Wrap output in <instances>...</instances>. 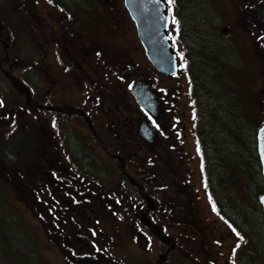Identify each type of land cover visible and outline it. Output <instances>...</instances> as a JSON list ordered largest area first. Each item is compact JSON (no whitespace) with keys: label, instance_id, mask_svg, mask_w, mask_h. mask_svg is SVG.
Masks as SVG:
<instances>
[{"label":"rangeland","instance_id":"374dc122","mask_svg":"<svg viewBox=\"0 0 264 264\" xmlns=\"http://www.w3.org/2000/svg\"><path fill=\"white\" fill-rule=\"evenodd\" d=\"M5 1L6 0H0L1 10H4V3H6ZM206 1V6H201L199 4L200 0H173V2L169 4L172 17L169 32L177 50L179 63L177 74L170 78L161 75L151 66L150 62L145 56L143 47L137 38L132 20L127 21L125 14L123 20L119 18V12H122L124 9L122 0H108V4H110V6L107 8L108 11L104 9V0H97V6H95L94 4L93 5L97 10L101 11L100 13L103 14L105 18L100 13H96V15L90 17L92 25L91 30H89L92 39L96 41L97 45L108 47V52L113 51L114 55L118 56L119 60H124L123 62L120 61V63L117 64V66L114 68L115 71H118V68L120 66H126V73L137 72V77L139 79L148 78L152 80L157 89H162L161 91L159 90L161 94L168 91L169 89H174L175 94L173 97L178 96V101L186 103V106L180 104L182 105L181 109L184 111L182 122V125H184V138L181 144V146L183 147V152L179 153L169 150V153L172 156H175L173 157L174 160L177 159V156H184L185 165L192 173L194 182L196 183L195 180H198V183L196 184L197 191H199L198 193L201 197H203V195H205L206 193L205 189H202V191L199 190V178L201 177L202 170L199 161L200 154L198 151V144L200 142L202 147L203 144L198 138V132L200 133L202 141L205 145V150H207L208 148V154L206 158L207 163H211V167H208L207 170H209V179L211 177L214 183L216 168L215 164L212 163L215 160L213 153L207 146V141L204 137L202 127L200 128L197 123V116L187 115L193 109L198 111V107L193 100L194 98L197 99V94L200 89L198 84V77L194 78V64L192 65L189 60L187 62L186 53L188 47L185 46L183 40H179V38H177L179 36L177 35V31L179 29L178 26L180 27L181 20H183L182 18H179V16H181V12H184L187 9V6L190 7L188 16L189 20L195 19L205 21V23L207 21H212L210 27L218 33L220 39H223V42L225 43L222 47L224 49L218 47V51L220 53L224 51L225 55L220 59V61L224 59L223 64L225 73H227L229 77L221 80L220 83V87H225L228 92L225 99H228L230 93L232 92L231 86L236 87L233 82H229V80H233L237 82L239 86H244V88L246 89L241 91L245 92L244 95L240 93L243 101L247 100L246 97H250L251 103H253L255 108L257 107L260 113L264 115V36L261 35L260 31L256 27L250 26L248 28L243 24L246 21V11L249 6L251 7L254 5V2L251 0ZM256 1L257 0H255V2ZM201 2L203 1L201 0ZM44 3L46 4V2ZM209 6L214 7L213 12ZM204 12H206V15H204ZM0 16L1 24L6 25L4 15L0 14ZM59 16H61L63 24H67L66 15L64 13H61L60 15L59 13ZM173 18H175V21L177 23L173 22ZM97 22L104 23L107 27L101 33H99L101 31L99 24H93ZM15 28L20 30L21 26L15 25ZM205 28L209 29L207 27ZM68 29L72 31L69 26ZM183 30H185L184 27ZM4 31L5 29L2 31L3 33L1 34V38H3L5 42H9L14 45V48L17 49L16 59H19L20 62L25 59V53L27 54L33 51L34 53L39 54V51H41L42 47L44 46L43 44H41V42H38L36 38L25 39L18 34H14L10 39H6ZM214 31H210L209 33L201 35L203 39L199 41L200 45L196 47V55L199 56L198 59L201 63V66L205 69V71L209 72V74L203 76V82L212 83L213 77L211 73V67L215 65L214 35L216 34ZM194 33L200 34V29L194 26ZM206 35L209 36L206 37ZM28 42L30 43L29 48H27ZM92 44V46L95 45V43ZM0 49L2 50L1 45ZM123 52L127 54V56L123 57L121 55ZM216 56L218 57L217 54ZM130 61L133 62L131 63V67L129 68L128 63H130ZM196 65L198 64L196 63ZM110 72H113V70H110ZM88 74L92 79L95 77L94 73L89 70L87 73H84L85 79L86 75ZM202 74L203 72H201V76ZM3 80L4 78L0 73V92L5 96L6 99H10V108L12 109V111H18L19 104L15 101V99H18L19 101L21 99L18 98L19 96L15 98L12 96V91L14 92V89L10 85L1 84ZM193 86L195 88L194 95L192 90ZM46 88L52 90V86ZM43 90L45 91V89ZM122 91L126 92L125 96L130 95L125 82H122L121 92ZM178 92L179 94H177ZM208 95H211V93L208 92ZM127 106L131 107L128 111V113L130 114L129 119L131 121L136 120V113L135 115H132L134 112L131 111L133 107H137L136 104L133 102V104L129 103V105ZM198 106L199 114L197 115H200V104H198ZM137 110L139 111L138 107ZM49 111H51V109L46 108L44 112L45 116L36 117L35 119H29L26 122V125L21 128L22 130H18V133L23 132L27 136L25 137L26 143L24 144V147L21 151L22 153L15 155L18 159L14 162V169L18 172L19 178L17 179L16 172L7 174L8 176H10V179L6 178L5 175H2L4 162L3 164L0 163V195L1 197L7 199L8 204L11 207L10 209L15 212L16 223L17 220L19 221V225L16 224V228H20L22 231L18 234H20V236L27 237L24 243H21V241H19L18 244L17 237H15L16 243L14 241L12 244L14 246V249H10L7 254V257L10 260L7 259V257L3 256L0 252V264H72L73 261H76L75 264H78L77 261H79V259L85 258H79L82 257L81 255H87V257L84 259V261H86L88 258H94L97 254L96 250L99 249L96 248V244L94 242L96 236L92 234L93 232H99L97 228H100V223L97 224L96 222V220H100V216L98 214L99 210L97 208H94L93 205L92 207H90V209H88V213L82 212L83 209L79 206H77V208L81 211L73 212L72 210H74V207L69 210L68 204L66 202L68 200L65 194L66 190L62 188V183L59 184V187L62 191H59V193L55 195V187L53 186L54 176H52L51 170L56 173L55 179L57 176H60L64 180H69L71 176L68 165L64 161L66 160L64 158V146H58L56 154L53 156H39L40 152L47 144H58V142L62 141L60 127H50L49 123H46L43 120L50 117L51 112ZM5 114H10V116L6 117ZM0 115L1 146L2 143L7 139V137H9L12 133L10 131L13 129V121H11V119H13V116L11 115V112L9 113V111H7V109L3 110L2 108H0ZM16 117L17 119L20 118L19 116ZM138 117L139 119L144 117L140 111L138 113ZM5 121H8V124L5 123ZM107 123L108 118L104 119L103 125L101 123L98 128L100 129L99 135L106 146L104 147V150H98L97 152L100 156L102 155L104 158H107V163L110 160L111 165L117 168L119 161L112 157V152L117 150V141L114 137L115 135H111L107 130ZM212 129L214 128L212 127ZM161 141L162 143H164L163 140ZM234 143L236 146L238 145V142L234 141ZM139 144L140 143H138V145ZM162 149L164 150H160L159 154L166 155V149ZM239 150L244 151L241 148ZM55 160H57V162L54 165H50L48 163V161H50L52 164V162H54ZM166 166L168 168L169 164ZM223 168L224 169L222 171V174L220 175V179L223 175V172L227 171L226 167ZM7 170H13V168L7 167ZM218 172L219 170L217 171V173ZM13 174L15 178H13ZM42 174H45V176L41 177ZM225 177L228 179L227 176ZM230 181L231 183L233 182L232 175L230 176ZM122 182L123 180L115 176L114 181L108 182V185L112 184L111 186L113 188H118L124 185ZM248 182H250V180H248ZM102 185L103 186L101 187H107V182H103ZM246 186H248V188L254 193L255 198L253 199V194H251L248 189H243L242 186L235 182L233 188L229 191L227 190V196H233L235 199L238 198L239 204L235 206V201H233L230 202V205L232 206L229 205L230 207H224V209H221L218 201L215 200V207L217 208L219 214L221 212V214H223L226 219H229L230 217L234 220L240 219L242 223H246V219L252 217L251 214L252 212H254L255 207V203H253V201L256 199V196L258 194L259 185L256 183L254 186H251V184ZM33 189L36 190L35 194L33 193ZM220 189L221 191H219V193H216L217 196H221L224 192L223 188ZM127 193L133 195L132 192ZM60 196H65V198H59ZM54 200L57 201V204L59 208L62 209L63 213L59 218L60 221H58L56 224L54 216L52 215L53 213L50 212L53 210L52 206ZM64 200L66 203L61 202ZM133 202H136V200L134 199L131 203ZM231 209L232 211H240L239 214L242 215L241 217L243 219L240 217H236L235 219L231 214ZM125 210L126 209L124 208H118V219L115 216L110 220H108L107 218L104 220L103 224L106 225L105 228L108 232V238L111 240V243L107 245V249H105L106 251L102 253V255L107 254V256L109 257L107 264H127L125 262L126 260H129L132 264H151V261H153L155 264L156 257L160 253V250H158L157 252L153 251L154 253L149 254L150 250H146L144 248L146 242H143L141 244L137 243L135 245L129 242L131 237L128 236L126 232V230L128 229L127 224L133 223V221L132 218L127 217V212ZM138 214L139 211L136 215ZM17 215H20L21 218L16 217ZM218 218L219 217L215 214V221L213 219L208 220L211 226L213 224L212 227L215 231V240H218L219 242L218 245L215 244V251H218L219 249L221 250L219 255L221 257L220 262L218 261V263L215 264H233V262H235L236 254V251L235 254L233 253V248H235L238 241L233 236V233L229 230V228L225 225V223ZM5 219L6 216L4 215V213H0V228H5L10 234V226L7 223V220L5 221ZM248 221H250V219ZM230 222L239 229L245 240L246 232L232 221L227 220L226 224ZM90 227L91 229H93L94 227L97 231L91 230L89 232ZM173 232L176 231L173 230ZM122 234H124V236H122ZM220 235H224L223 240L219 237ZM29 236H31L32 238H30ZM9 240H12V235H9ZM38 242L39 245H37ZM71 242H73V244H71ZM114 242L118 244L116 245L114 244ZM34 243L36 244V246L32 248ZM90 243H94L95 247L91 248ZM22 244L25 246L30 245L31 248L29 250V247L21 248ZM196 246L197 242H193L192 248L194 250L193 252H191L192 257L188 262L190 264H205L202 263ZM72 250L74 255H72L71 253ZM243 251L244 248L242 241V248H240L237 253V255L239 254V259L243 256ZM262 252L264 253V250H262ZM110 256H113V258H111ZM121 256H127V258L129 259H124L123 261H121ZM259 256L260 255H258V257ZM39 257L40 260L38 261ZM72 258L74 259L72 260ZM242 259L244 264L261 263L260 258L252 256L250 253L249 255L247 254V256H243ZM170 260L171 261L168 264H179V262L176 261L174 257H172ZM84 261L80 262L82 264H100L96 263V261H92L91 263H87V261ZM237 264H239L238 261Z\"/></svg>","mask_w":264,"mask_h":264},{"label":"flooded vegetation","instance_id":"af4514ba","mask_svg":"<svg viewBox=\"0 0 264 264\" xmlns=\"http://www.w3.org/2000/svg\"><path fill=\"white\" fill-rule=\"evenodd\" d=\"M96 1L75 0L76 6L73 7L71 13L78 11V14L67 15V24H63V20L59 16L60 9L57 2L52 4L46 2L45 4L44 0L5 1L7 4L4 3V10L0 9V14L4 15L6 22V25L1 24L0 16V45L2 46V50L0 49V73L4 78L1 84L10 85L14 89L10 79L3 73L4 71H8L10 75L17 77L27 87L28 94H21L15 89L14 92L12 91L14 98L19 96L18 98L21 99L20 101L15 99L19 104V108L18 111L14 112L10 108V99H6L0 92V102H2L0 108L3 110L7 109L9 113L11 112L13 116V119H11L13 121V131L14 133H18V130H22L21 128L26 125L29 119L45 116L46 107H58L59 110L49 111L51 112V115L49 114L50 117L43 120L49 123L50 127H60L62 140L64 139L61 146L63 145L64 148H68L72 152L89 150L97 152L98 150H104L106 145L99 135L100 129L98 128L101 123L103 125L104 119L107 118V130L111 135H115L114 137L117 141L116 148L118 150L134 148V146L129 145L127 136L137 133L139 141L137 140L136 143L140 144L136 148L144 150L142 153L150 156L154 163L153 185L151 184L150 188H148L150 194L148 196L153 199L154 208L147 211V205L145 202H141V193L138 191L136 192L139 197L134 194L133 198L137 197L138 211L145 212L149 220L156 224L162 233L170 238V241L168 244H163L151 232L149 227L141 224L138 220L137 223L130 227L131 239L129 242L134 245L146 242L144 248L150 250L149 254L158 250H160L159 254L166 253L164 264L170 263L172 257L176 261L180 258V264H190L188 261L192 257L191 252L194 250L192 243L197 242L196 247L202 263L215 264L218 261L220 262L221 257L219 255L221 250L215 251V244L218 245L219 242L215 240L213 224L211 226L208 220L213 219L215 221L216 214L219 217L218 219L225 223L238 241L235 248H233L234 254L236 251L235 262L233 264H237V261L239 262L240 260L238 258L239 254L237 255L238 250L242 248V241L243 248H245V242L242 237L237 235L233 227L226 224V217L221 213L219 214L216 207L213 210L216 201L215 189L210 184L209 170H207L210 163L206 162V158H202V174L199 178V190L205 189L206 194L201 197L198 193L199 191H197L196 184L198 180L196 179V183L194 182L192 173L184 163V157L177 156V159L174 160L173 157L175 156H172L169 152H165L166 155L159 154V151L165 148L161 140L169 142L175 140V142H171L172 147H169V149L179 148L180 151L183 150L181 144L184 138V125H182L184 111L181 109L182 105L180 104L186 106V103L178 101V96L173 97L175 94L174 89H169L163 92V94L160 92L162 89H158V91L160 90V99L165 113L161 121L150 119L158 132L156 141L154 145L150 146L139 136L138 113L141 110L137 105L139 111L137 107L131 109L134 112L132 115L136 113L137 116L135 123L131 121L129 119L130 114L128 113L131 107L127 105L135 103V99L130 95L125 96V91L121 92L122 82H125L128 87L131 81L138 80L139 78L137 77V72L126 73V66H120L118 71H115L114 68L117 64L124 60H119L113 51L108 52V47L97 45L96 41L92 39L89 33L92 25L90 17L101 12L95 7L97 6ZM104 2V9L107 10L110 4H108V0H104ZM209 7L213 12L214 7ZM124 14L127 21L131 20L124 9L122 12H119V18L123 20ZM101 15L104 17L103 14ZM248 20L246 12L247 23L245 24L244 22L243 24L249 28L250 24ZM93 24H99L101 28L99 33L107 28L104 23L97 22ZM15 25H20L21 29H16ZM63 25H66L64 30ZM68 26L72 31L68 29ZM4 29L6 39H10L14 34H18L25 39L36 38L38 42L44 45L41 51H39L40 55L33 51L25 53V59L20 62L19 59H16L17 49L14 48V45L5 42L1 38ZM210 29L211 27L206 29L205 33L206 31L210 32ZM262 34L264 35V33ZM2 41L7 44L6 49H4ZM92 43H95V45L92 46ZM29 46L30 43L28 42L27 48ZM98 53L99 55H97ZM121 55L123 57L127 56L124 52ZM132 62L128 63L129 68ZM89 70L95 75L93 79L89 74L86 75V79L84 78V73H87ZM110 70H113V72H110ZM49 86H52V90L46 88ZM193 101L196 103L195 98ZM71 107L79 110L84 115H81L76 110H71ZM197 114L198 111L193 109L187 115L197 116ZM7 116L9 117L10 114ZM16 116L20 118L17 119ZM5 123L8 124V121H5ZM65 129H67V136L69 138L68 143L65 142ZM21 133L24 134L23 132ZM58 146L59 144L55 143L47 144L39 156L55 155ZM148 151L152 152L153 155L148 154ZM87 159L88 157H83V160ZM102 159L104 162L106 161V158L103 156ZM64 161L68 165L71 176L68 181L55 179V172L51 170V174L54 176L55 185L53 184V186L55 187V195L59 191H62L59 187V184L62 183V188L66 190L65 194L68 199L66 202L69 210L74 207L73 212L81 211L77 208L79 206L83 209L82 212L88 213V209L92 205L99 210L100 220H96L97 224L100 223V228H97L99 232L92 233L96 236L94 242L96 248L99 249L96 250L97 254L94 258H88L86 261L87 263L96 261V263L107 264L109 257L107 254L102 255L106 251L107 245H109L106 237V225L103 224L107 218L106 212L103 211L106 205L100 201L104 191L106 192V187H101L105 181L101 179L99 182L83 174L78 166V163L81 161L77 159ZM56 162L57 160L51 164L48 161L50 165H54ZM165 164H169V167L167 168ZM97 171L100 174H105L103 167H98ZM3 174L4 172H2ZM44 176L45 174H42L41 177ZM59 198L63 199L65 196H60ZM61 202L66 203L65 200ZM52 209V215L56 224L60 221L59 218L63 214L56 200L53 202ZM91 230L97 231L94 227L93 229L90 227L89 232ZM173 230L177 233L173 232ZM219 237L223 240L224 235H220ZM37 244L39 245V242ZM95 244H91L90 247L94 248ZM71 253L74 255L73 250ZM81 256L79 258L87 257V255ZM110 257L113 258V256ZM123 258L121 257V261ZM84 259H79L77 261L78 264L81 263L80 261H84ZM75 262L73 261L72 264H75ZM151 264H154V262L151 261Z\"/></svg>","mask_w":264,"mask_h":264},{"label":"trees","instance_id":"16d2710c","mask_svg":"<svg viewBox=\"0 0 264 264\" xmlns=\"http://www.w3.org/2000/svg\"><path fill=\"white\" fill-rule=\"evenodd\" d=\"M189 1V0H188ZM203 2H199L201 6H206L207 1L202 0ZM45 2H48L46 0ZM57 2L59 4V13H64L66 16L71 14H78L71 13L72 9L75 5V0H52V3ZM80 4V3H79ZM81 5V4H80ZM187 8V7H186ZM189 6L184 11L181 12L182 18L180 23V27L178 26V37L179 40H183L185 46L188 47L187 49V57L188 60L192 63L194 68V78L198 77V84H199V91H198V104H200L201 113L198 115V125L203 130L204 137L206 139L207 146L211 149V152L214 156V161L212 162L215 164V183L212 181L210 177V183L215 189V194L221 191L220 188H223V194L221 196L215 195V200L218 201L221 209L224 207H230V202L235 201V206L239 204V199L234 198L233 196H227V190H231L235 185V182L240 186L250 191L253 194V199L255 198L254 193L248 188L254 186L256 183L259 185V191L256 196V199L253 201L255 203L254 212H252L249 219H246V223H242L240 219H236V217L242 218L240 211H232L231 214L237 220L232 219L231 217L228 221H232L236 223L241 229H243L245 234V248L243 251V256L249 255L255 256L260 258L261 263L264 264V223L262 221V208L258 202V196L264 191V182L261 174V167L260 162L256 150V133L258 128L261 124L264 123V115L260 113L259 109L251 103L250 97H246L247 100L243 101L242 96L245 92H241L242 90H246L244 86H239L237 82L233 80H229V82H233L235 86H231L232 92L229 95L228 99H225L228 92L225 87H220L221 80H224L228 77V74L225 73L224 68V59L220 61L222 57H224V51L221 53L218 51V47L221 49L223 47V39H220L218 33L214 31L212 28L210 31H214L216 35L215 37V65L211 67L212 69V83L210 82H203V76L209 74L208 71L201 66L199 61V56L196 55V47L199 46V41L203 39L201 35L205 34V30L210 27L212 21H200V20H189ZM216 11V10H215ZM206 15V12H204ZM205 24V25H204ZM194 26L200 29V34L194 33ZM66 25H63V30L65 29ZM183 27L185 30H183ZM206 33H209L206 31ZM210 35V34H209ZM209 35H206L209 36ZM182 38V39H181ZM186 47V48H187ZM212 47V46H208ZM218 55V57L216 56ZM196 63L198 65H196ZM215 71V73H214ZM201 72H203L201 76ZM215 74V77H214ZM208 92L211 95H208ZM199 108V106H198ZM199 114V109H198ZM135 123V120H132ZM212 127L214 129H212ZM66 137L65 142H69V138L67 136V129H65ZM132 136H127L129 139V145L134 146V148H127L121 150L113 151L112 155H119L123 158L125 163V170L126 172L140 185H142L144 192L147 195H150L148 192V188L150 185H153L152 177L154 176V163L152 162L150 156L142 153L144 150L137 149L136 147L138 144L136 143L139 139L137 133L131 134ZM26 135L22 133H12L7 139L2 143L0 146V158L1 161L4 162V169L5 173H17V179L19 178L18 172L14 169L15 161L18 159L15 155L21 154L24 144L26 143ZM139 141V140H138ZM235 142H238V145H235ZM171 142L173 141H164L163 145L166 149L165 152H179L178 148L169 149L172 147ZM65 143V144H66ZM66 146H68L66 144ZM243 149L239 150V149ZM203 149L205 155L208 154V148L205 150V145H203ZM148 154H152V152L148 151ZM48 156V155H46ZM66 158H70V160L77 159L81 162L78 163L79 169H81L82 173L95 179L100 180L104 179L107 182L106 192L104 191L102 198V204L106 205V208L103 211L106 212L107 219L110 220L112 217L118 219L119 212L118 208H124L127 212V217L132 218L133 223H128L126 230L127 235L130 236V227L138 222L137 212L138 208H134L133 204V195H137L135 187L131 186L127 180V178L121 174L120 169L117 167L115 168L111 165L110 160L103 161L101 156L98 152L94 150L89 151H70L68 148L65 150ZM83 157H88L87 160H83ZM207 159V158H206ZM229 166V167H228ZM7 167H12L13 170H7ZM98 167H103L105 169V174H100L97 171ZM223 167H226L227 171L223 172V175L220 179V175L222 174ZM219 172L217 173V171ZM233 176V182L230 181V176ZM115 176L123 180V186L118 188H113L108 182L114 181ZM227 176L228 179L225 177ZM13 178H15L13 174ZM250 180V182H248ZM36 190L33 189V193L35 194ZM127 192H132L133 195ZM138 196V195H137ZM219 199V200H218ZM128 205V206H127ZM135 205V204H134ZM230 205V206H229ZM11 207L8 204L6 198L1 197L0 195V213H4L6 216L5 221L10 226V234L5 228H0V252L3 256L7 257L8 251L10 249H14L12 245L13 242L17 237V244L19 241L24 243L27 237L20 236L19 232H22L20 228H16V224L19 225V221L15 218V212L10 209ZM11 216V217H10ZM13 217V218H12ZM16 217L21 218L20 215ZM17 218V219H18ZM243 219V218H242ZM15 222V223H13ZM231 223V222H230ZM106 237L109 244L111 240L108 238V232L106 230ZM240 233V231H239ZM9 235H12V240H9ZM124 236V234H122ZM32 238L31 236H29ZM114 244H118L114 242ZM179 244V243H177ZM38 245V244H37ZM36 244L32 246L34 248ZM29 247L28 250L31 248L30 245H21V248ZM258 255H260L258 257ZM243 256L240 257L239 264L243 263ZM123 258V257H122ZM7 259H9L7 257ZM129 259V258H123ZM10 260V259H9ZM40 257L38 258V261ZM122 260V261H123ZM180 264V258L177 259ZM127 264H132L129 260L125 261ZM168 264V263H166Z\"/></svg>","mask_w":264,"mask_h":264},{"label":"water","instance_id":"95a60500","mask_svg":"<svg viewBox=\"0 0 264 264\" xmlns=\"http://www.w3.org/2000/svg\"><path fill=\"white\" fill-rule=\"evenodd\" d=\"M124 6L134 22L137 37L144 48L145 55L154 68L165 76L175 75L178 71V62L173 43L168 34L170 25V15L167 0H123ZM249 23L256 26L264 32V0H258L250 9ZM1 33V25H0ZM3 42V41H2ZM4 43V49L7 44ZM10 79L14 89L21 94H28V89L15 76L10 75L8 71L3 72ZM131 93L137 105L149 116L156 120H161L164 115V108L159 98V92L154 88L153 81L145 78L133 83ZM43 108V106H42ZM51 110H59L58 107H46ZM71 110H76L71 107ZM78 111L81 115L82 112ZM84 115V114H83ZM138 134L150 146L154 145L157 132L147 119L138 120ZM257 152L261 163V172L264 181V123L258 128L257 135ZM119 161V168L126 175L124 170V161L118 156H114ZM131 184L135 185L139 192L141 186L129 178ZM141 196L147 204V211L154 208V202L151 198L141 192ZM259 202L263 209L264 218V193L259 197ZM140 221L150 228L151 232L165 244H168L170 238L162 235L159 227L153 224L145 213H141ZM172 247V245H171ZM165 255L158 256L156 264H163Z\"/></svg>","mask_w":264,"mask_h":264},{"label":"snow or ice","instance_id":"6c2138e0","mask_svg":"<svg viewBox=\"0 0 264 264\" xmlns=\"http://www.w3.org/2000/svg\"><path fill=\"white\" fill-rule=\"evenodd\" d=\"M48 2L51 3L52 0H48ZM172 2H173V0H169V3H172ZM173 22H174V23H177V22L175 21V18H173ZM97 55H99V53H98ZM0 106H2V102H0ZM213 210H215V206H213ZM237 235H239V234L237 233Z\"/></svg>","mask_w":264,"mask_h":264}]
</instances>
